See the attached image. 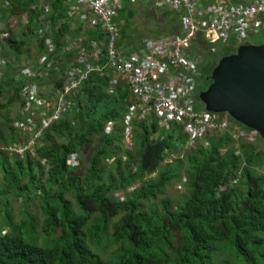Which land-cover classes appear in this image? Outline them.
<instances>
[{
  "label": "trees",
  "instance_id": "16d2710c",
  "mask_svg": "<svg viewBox=\"0 0 264 264\" xmlns=\"http://www.w3.org/2000/svg\"><path fill=\"white\" fill-rule=\"evenodd\" d=\"M9 2L10 9L0 11L5 18L37 14L38 0ZM120 15L127 24L135 17L127 7ZM51 17L65 20L55 42L60 67L67 68L75 64L76 53L62 51L71 24L62 0L52 1ZM175 17L166 35L180 33ZM127 39L124 29L120 44ZM5 42L14 59L0 68V112L6 111L0 126V264H214L229 250L239 264H264V173L255 170L261 153L253 141L225 133L209 138L208 147L197 145L183 159L166 163L188 137L181 124L160 128L152 115L133 120L135 146L129 150L124 118L131 92L122 90V83L110 92L112 72L96 71L83 83L71 112L43 133L36 156L21 157L8 150L24 140L15 126L18 111L11 118L9 109L22 103L19 60L31 56V42L12 37ZM42 50L40 44L38 54ZM231 52L221 45L213 57L219 62ZM108 123H114L111 134L105 133ZM72 155L80 158L79 166L67 164ZM182 173L189 196L174 205L166 189ZM117 193L125 196L123 202L115 199ZM14 199L25 208L19 220ZM34 200L42 223L26 210Z\"/></svg>",
  "mask_w": 264,
  "mask_h": 264
},
{
  "label": "built area",
  "instance_id": "2783aa9c",
  "mask_svg": "<svg viewBox=\"0 0 264 264\" xmlns=\"http://www.w3.org/2000/svg\"><path fill=\"white\" fill-rule=\"evenodd\" d=\"M52 1L38 0L33 6L37 12L34 18L32 14L5 18L0 13V68L4 69L14 59L5 38L18 41L27 38L34 47L31 56L18 67L24 85L15 126L24 140L9 146L11 153L35 157L43 133L71 112L83 83L96 71L108 76V71L112 72L110 92L120 82L126 86L122 90L128 88L131 92V105L124 118V146L129 150L135 146L133 120H145L152 115L164 126L161 128L169 129L171 122L181 124L191 149L197 145L208 147L209 138L225 133L250 141L258 136L253 130L252 134L241 136L242 127H234L227 113L198 110L196 98L198 95L200 100L205 91H197L201 63L203 59L211 60L203 46L208 43L215 53L223 45L236 53L240 46L248 45L250 36L264 32V0H62L71 20L68 33L62 37V51L76 53L75 64L67 68L60 67L55 42L65 20H52ZM125 2L147 3L156 11L177 15L180 33L147 38L135 45V50L120 44L125 26L120 12ZM10 7L9 0H0V11ZM40 44L43 50L37 54L35 47L38 50ZM50 79L53 83L47 85ZM56 82L60 83L58 88ZM113 129L114 123H108L105 133L111 134ZM79 163L77 155L67 161L69 166ZM115 199L123 202L125 196L117 193Z\"/></svg>",
  "mask_w": 264,
  "mask_h": 264
},
{
  "label": "rangeland",
  "instance_id": "374dc122",
  "mask_svg": "<svg viewBox=\"0 0 264 264\" xmlns=\"http://www.w3.org/2000/svg\"><path fill=\"white\" fill-rule=\"evenodd\" d=\"M127 6H128L129 11H133L135 13V17L128 24L125 23V26L123 27V29L121 31V32H123V30L126 29V33L128 36V39L125 41L124 45H127L129 43L130 46H135V45H138L140 41L145 40L147 38L157 39V38L161 37L162 35H164V36L174 35V34H167L166 35V32L169 29L168 24L170 23V21L175 20L174 19V18H176L175 14L164 15V13L159 11V10L158 11L153 10V8L150 7L148 4L131 3V2L123 3V5H122L123 11H125ZM123 13L124 12H122V14ZM120 14H121V12H120ZM124 21H125V19H124ZM120 41H121V39H120ZM132 42H134L135 45H132L131 44ZM247 43L249 45H264V32L250 36L247 40ZM201 45H203V44H201ZM205 46H203V49L204 50L206 49V51H207L206 53H209V55L211 56V60L208 61L207 59H203V61L201 63L200 77L198 78V89H197V91H202V90L206 91L207 90V88H208V83H207L208 75H210L214 66H216V64H217L216 59L213 57L214 52L212 51V49H210L211 46L208 43H206ZM28 48L31 51L34 50L33 44H31V46ZM224 48H226V47H224ZM226 49H228V48H226ZM6 51H7L8 58L10 60H12L11 53L7 49H6ZM35 51L38 54L36 47H35ZM231 51H232L231 52L232 54L235 53L232 49H231ZM32 52L28 51L29 55H31ZM24 59H25V57H22L19 60L20 64L23 63ZM121 83L122 82H120V84ZM122 84L124 85V87H126L124 83H122ZM196 99H197L196 108L198 110H201V109L206 110L205 105L201 101V99H200V101L198 100V95H197ZM18 109H19L18 104L13 105L9 109V113H10L11 118L16 117ZM5 114H6V111L0 112V126L4 125V115ZM170 124L173 125L172 122ZM160 126L161 125H159V127ZM233 126L237 127V128L240 127L239 125H237L235 123L234 120H233ZM161 127H164V126H161ZM165 129H167V128H165ZM239 131H240L239 134L241 136H246V134L251 132V131H247V129H244V128H240ZM250 134H252V133H250ZM255 137L256 138L253 141L252 145H254V147L261 153L260 158L256 162L255 170H258V171H261L264 173V141L261 140V137L259 134H258V136L255 135ZM190 143L191 142L187 138V142L183 145L182 144L179 145L177 147V152L175 154H172L167 159L166 163H173L179 159H183L185 157V152L188 150H191V148L189 147ZM184 178H185V175H184V173H182L181 178L179 180L175 181L172 185H170L166 189V197L169 198L174 203V205L181 204L184 201V198H188V196H189L188 190L184 186V182H185ZM147 179H149V178H147ZM0 180H1V175H0ZM135 186H137V185H135ZM151 205L157 207L158 202L153 201ZM149 207H150V205H147L146 209H148ZM13 208L15 210L16 220H19L21 215L25 212L23 202L20 200L14 199L13 200ZM26 210L36 220H38L39 223H42L44 216L42 214V210L40 209L38 200H34L30 205H28L26 207ZM232 256L234 257L235 254L233 252H231L230 250L227 252L222 251L214 258V264H219L223 261H228V262H230V264H239L238 261H236L234 258H232Z\"/></svg>",
  "mask_w": 264,
  "mask_h": 264
},
{
  "label": "water",
  "instance_id": "95a60500",
  "mask_svg": "<svg viewBox=\"0 0 264 264\" xmlns=\"http://www.w3.org/2000/svg\"><path fill=\"white\" fill-rule=\"evenodd\" d=\"M200 94L209 112L227 113L264 141V45H242L222 58Z\"/></svg>",
  "mask_w": 264,
  "mask_h": 264
},
{
  "label": "crops",
  "instance_id": "0c3cea01",
  "mask_svg": "<svg viewBox=\"0 0 264 264\" xmlns=\"http://www.w3.org/2000/svg\"><path fill=\"white\" fill-rule=\"evenodd\" d=\"M147 4V3H146ZM131 5V4H130ZM150 7H152L153 8V10H155L154 9V7L151 5V4H148ZM133 6V5H132ZM127 10L129 11V9H128V6H127ZM156 11V10H155ZM156 13V12H155ZM205 46V45H204Z\"/></svg>",
  "mask_w": 264,
  "mask_h": 264
},
{
  "label": "flooded vegetation",
  "instance_id": "af4514ba",
  "mask_svg": "<svg viewBox=\"0 0 264 264\" xmlns=\"http://www.w3.org/2000/svg\"><path fill=\"white\" fill-rule=\"evenodd\" d=\"M211 77V76H210Z\"/></svg>",
  "mask_w": 264,
  "mask_h": 264
}]
</instances>
